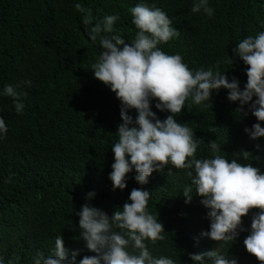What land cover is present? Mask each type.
Wrapping results in <instances>:
<instances>
[{
	"label": "trees",
	"instance_id": "1",
	"mask_svg": "<svg viewBox=\"0 0 264 264\" xmlns=\"http://www.w3.org/2000/svg\"><path fill=\"white\" fill-rule=\"evenodd\" d=\"M141 2L163 10L180 31L178 37L159 45L161 50L180 54L193 72L215 71L218 66L230 81L237 78L243 90L247 66L233 49L243 39L264 32V0H207L214 9L211 17L203 10L191 11L198 0H0V117L7 126V133L0 134V264H34L37 252L45 258L52 254L59 235L67 249L78 252L77 262L94 255L79 239L76 213L91 203L111 216L129 202L133 188L151 193L148 211L158 214L164 225V240L145 242L154 257L194 264L188 253L217 249L216 242L201 237L210 229V221L194 193L189 170L168 165L164 172H154L146 185L136 181L133 170L123 191H113L109 179L122 105L91 72L102 49L99 40H90L89 26L74 5L90 9L94 22L118 16L114 34L131 42L138 30L130 9ZM227 56L234 60L232 65ZM25 80L31 85L23 88L28 95L18 114L3 89ZM227 96L226 89L213 92L212 107L207 101L196 105L189 98L175 119L187 123L199 138L197 159L211 158L208 141L216 140L220 155L252 163L264 173V138L253 141L245 132L258 121L247 106L246 116L236 113L239 103ZM156 103L152 101L151 110L166 119L170 113L159 111ZM128 114L137 116L135 110ZM242 150L251 157L238 156ZM187 187L193 191L190 204L183 196ZM89 192L96 194L91 201L86 199ZM256 211L242 218L245 231L235 242L219 249L236 258L237 264H259L243 244Z\"/></svg>",
	"mask_w": 264,
	"mask_h": 264
},
{
	"label": "clouds",
	"instance_id": "2",
	"mask_svg": "<svg viewBox=\"0 0 264 264\" xmlns=\"http://www.w3.org/2000/svg\"><path fill=\"white\" fill-rule=\"evenodd\" d=\"M74 7L83 14L84 25L89 26L90 40H99L102 49L91 72L96 80L110 88L122 105V123L116 133L118 142L112 146L114 163L109 174L113 191L127 187L126 177L133 170L140 185H146L154 172H164L168 165L189 170L187 176L210 221V229L202 232L201 237L216 242L218 247L214 251L188 253V258L194 264H237L236 258L219 249L223 244L234 243L239 233L245 231L242 218L258 210L251 217L250 234L243 244L259 264H264V173L252 163H241L235 158L229 161L220 155L216 140L208 141L214 155L197 159L199 138L187 123H178L175 119L189 98L196 105L207 101L212 107L213 92L226 89L227 99L240 105L236 113L246 116L250 112L258 121L251 129L245 128L250 139L264 138V127H261L264 123V32L243 39L233 49V55L247 66V82L241 90L239 80L233 77L230 81L218 66L215 71L201 68L193 72L180 54L169 55L161 50L159 45L178 37L180 31L160 8L141 2L130 9L132 23L138 31L128 42L114 34L113 25L118 16L107 15L94 22L90 9L80 3ZM201 10L209 17L214 12L207 0H198L191 8L193 13ZM227 63L232 65L234 60L227 56ZM30 85L31 81L25 80L4 86L3 95L12 99L18 114L23 111L28 95L23 88ZM152 101H157L155 107L159 111L170 115L159 119L151 110ZM129 110L136 111L135 119L128 114ZM6 133V123L0 117V134ZM256 147L259 149V145ZM238 156L247 160L251 154L242 150ZM168 173L171 174V169ZM192 187L183 192L186 204L192 201ZM95 195L89 192L86 199L91 201ZM150 197L149 191L133 188L129 202L115 208L111 216L85 203L76 213L79 239L94 255H85L77 262L78 252L67 249L59 235L52 254L45 258L37 252L34 264H174L171 258L154 257L145 243L164 240L162 233H166L158 214L148 211Z\"/></svg>",
	"mask_w": 264,
	"mask_h": 264
}]
</instances>
